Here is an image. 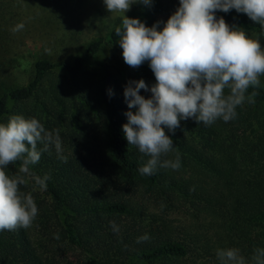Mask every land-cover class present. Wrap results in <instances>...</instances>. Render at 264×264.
Masks as SVG:
<instances>
[{
	"label": "trees",
	"instance_id": "obj_1",
	"mask_svg": "<svg viewBox=\"0 0 264 264\" xmlns=\"http://www.w3.org/2000/svg\"><path fill=\"white\" fill-rule=\"evenodd\" d=\"M161 7L151 0L132 18L146 25ZM215 16L245 31L264 30L235 9ZM117 27L122 19L106 41L95 37L73 57L36 59L26 84L0 91V123L13 115L34 117L62 143V153L50 145L30 166L35 175L50 176L47 189L28 181L21 186L38 215L30 228L0 231V264H72L59 259L68 249L81 252L73 264H179L205 256L220 264L217 250L227 248L255 264L256 250L264 249V116L255 111L264 107V86L249 88L248 94L257 92L255 102L238 106L228 122L205 126L190 118L174 133L165 128L174 150L161 159L174 160L179 152L181 166L142 175L149 157L125 138V112L135 109L123 93L129 81L151 87L155 76L148 61L137 68L124 62ZM107 44L117 51L115 63L92 66ZM21 163L9 165L8 174H18ZM182 208L192 209L191 223L168 215Z\"/></svg>",
	"mask_w": 264,
	"mask_h": 264
},
{
	"label": "clouds",
	"instance_id": "obj_2",
	"mask_svg": "<svg viewBox=\"0 0 264 264\" xmlns=\"http://www.w3.org/2000/svg\"><path fill=\"white\" fill-rule=\"evenodd\" d=\"M136 2L104 0L110 13L123 15L122 28L115 32L124 62L137 68L148 61L155 76L151 87L142 79L125 86L127 107L135 111L125 112L127 123L122 125L128 144L149 157L139 172L152 175L157 167L178 170L181 166L179 152L174 160L161 159L174 150L165 128L174 133L182 120L190 118L205 126L218 119L228 122L236 117L238 106L255 102L257 92L248 94V90L258 88L264 76V48L260 44L264 32L250 38L244 29L230 27L215 13L235 9L264 29V0H179V7L159 31L157 24L146 27L124 15ZM139 2L150 5L151 0ZM22 28L19 24L13 31ZM141 89L149 91L150 98L140 95ZM40 143L42 149H38ZM50 145L62 153L59 134L46 131L34 117L13 115L6 124L0 123V231L33 225L38 208L21 186L31 177L41 190L47 189L50 176L35 175L30 166L39 163ZM59 158L67 162L62 155ZM17 161L22 162L19 172L10 176L7 168ZM216 255L220 264H245L237 248L218 249ZM253 260L264 264V249H257Z\"/></svg>",
	"mask_w": 264,
	"mask_h": 264
},
{
	"label": "rangeland",
	"instance_id": "obj_3",
	"mask_svg": "<svg viewBox=\"0 0 264 264\" xmlns=\"http://www.w3.org/2000/svg\"><path fill=\"white\" fill-rule=\"evenodd\" d=\"M157 1L162 6L161 10L150 13L149 17L153 20L145 26L152 27L157 24L159 31L179 7V0ZM143 7L144 4L138 0L124 15L132 18L134 13L141 11ZM118 19H123V15L110 13L104 0H0V91L10 84H26L32 76L34 61L38 58L46 57L56 61L73 57L95 37H103L106 41L107 32ZM225 22L230 27L234 26L227 20ZM19 24H22L23 28L13 31ZM262 32L264 30H253L246 31V34L255 38ZM260 44L264 48V35L260 36ZM116 52L109 44L104 45L90 64L96 67L115 63ZM90 64L88 66H91ZM260 84L264 86V76L260 77ZM255 111L259 116H264L263 106H259ZM26 179L35 189L38 188L31 177ZM182 209L184 214L175 210L170 211L168 215L174 221L191 223L192 209ZM202 225L201 222L197 227L201 229ZM212 233L213 231H210L208 234ZM214 238L216 237L211 239L214 241ZM78 257H81V252L77 249H68L65 254L59 255L63 263L64 259L66 262L68 259L72 264ZM179 264L217 263L213 257L205 256L194 260L188 258Z\"/></svg>",
	"mask_w": 264,
	"mask_h": 264
}]
</instances>
